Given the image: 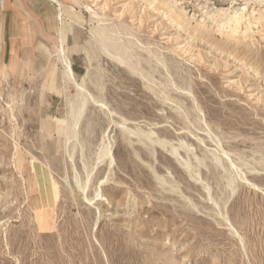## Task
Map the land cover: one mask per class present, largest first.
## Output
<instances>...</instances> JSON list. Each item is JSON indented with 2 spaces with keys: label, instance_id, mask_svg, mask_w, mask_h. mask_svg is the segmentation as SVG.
<instances>
[{
  "label": "rangeland",
  "instance_id": "1",
  "mask_svg": "<svg viewBox=\"0 0 264 264\" xmlns=\"http://www.w3.org/2000/svg\"><path fill=\"white\" fill-rule=\"evenodd\" d=\"M62 3L108 112L65 143L59 35L0 75V264H264V0Z\"/></svg>",
  "mask_w": 264,
  "mask_h": 264
},
{
  "label": "crops",
  "instance_id": "2",
  "mask_svg": "<svg viewBox=\"0 0 264 264\" xmlns=\"http://www.w3.org/2000/svg\"><path fill=\"white\" fill-rule=\"evenodd\" d=\"M62 1L0 0V75L16 73L19 68L17 59L44 58V47L58 35L60 44L56 61L61 64L63 74L62 59L65 56L60 49L64 53L66 30L62 17L63 9L71 7L65 6ZM75 66V63L71 64L76 74L78 70Z\"/></svg>",
  "mask_w": 264,
  "mask_h": 264
},
{
  "label": "bare ground",
  "instance_id": "3",
  "mask_svg": "<svg viewBox=\"0 0 264 264\" xmlns=\"http://www.w3.org/2000/svg\"><path fill=\"white\" fill-rule=\"evenodd\" d=\"M54 2H56V0H52ZM58 6L60 7V5L58 4ZM61 12V11H60ZM94 14V13H93ZM92 14V15H93ZM62 15V14H61ZM96 16V14L94 15ZM247 16V15H246ZM242 18V17H241ZM241 18H239L238 16H234L231 18V22L232 24L234 25H238L240 22H241ZM263 19V18H262ZM257 23V22H256ZM249 24V23H248ZM106 32V29L105 31L103 30H100L97 35L100 39H102L103 41V38L105 40V38H107V36L105 37V33ZM116 33V32H115ZM97 38V36H96ZM99 41V40H98ZM107 43V40L105 41ZM107 44H110V43H107ZM116 44V43H115ZM114 44V45H115ZM113 45V47H114ZM61 46V45H60ZM103 46V44H102ZM117 46V45H116ZM121 46V45H119ZM105 47V46H104ZM106 48V47H105ZM104 48V49H105ZM90 50V49H89ZM114 50L116 51H119V54H116L118 57H114V60L118 61L121 65L125 66V68L130 72V73H136L137 74V71L135 69V67L132 65V62L131 61H128L125 59V50H123L122 48L121 49H118V47H114ZM107 52V50H106ZM109 52V51H108ZM122 52V53H121ZM60 53L63 55V50L60 49ZM118 53V52H117ZM121 53V54H120ZM61 55V56H62ZM111 55V54H110ZM130 55V54H129ZM114 56V54H113ZM92 58V55L90 56ZM154 57V56H152ZM90 61V60H89ZM62 65H63V74H62V79H63V89H67L69 87H73L76 94H77V97L75 99H73V101H67L66 99V107H67V113H66V116L65 117H61L59 120H61V125L59 126V129H62L65 131V134H64V137H65V143H68V141H70V139H72L73 141V145L72 147H75L76 145H81L80 141H78L77 137H78V133L76 131L77 127H78V124L82 118V116H84V112H85V108L88 104V102L92 101V103L98 107L99 109L101 110H105L107 107H106V104L104 102H100L98 104V102L95 101V99L93 98V96H91L88 92H87V88L85 87V83H86V80L87 79H90V75H91V71L86 68V73L80 77H78V82L77 81V77H76V74L72 71L71 69V63L70 61L64 57L62 59ZM138 65V64H137ZM91 69V68H90ZM137 70H139L137 68ZM97 71V70H95ZM142 71V70H141ZM143 74V73H141ZM97 75V74H96ZM138 75V74H137ZM144 76V75H143ZM142 77V75H141ZM88 81V80H87ZM90 84V83H89ZM98 87V86H97ZM92 88V87H90ZM96 89V88H95ZM62 90V89H61ZM67 92V91H66ZM64 93V92H62ZM61 92H58L57 94L58 95H61L62 94ZM63 97V96H62ZM66 98V97H65ZM68 100H69V97H68ZM104 103V104H102ZM64 104V103H62ZM6 105V104H5ZM89 106V105H88ZM8 108L11 109V107L8 105ZM64 110V108H63ZM100 110V111H101ZM65 111V110H64ZM107 111V109L105 110ZM108 112V111H107ZM110 112V111H109ZM106 113V112H105ZM111 113V112H110ZM109 114V113H108ZM13 120V119H12ZM110 120V119H109ZM79 138V137H78ZM66 147V145H65ZM73 149V148H72ZM14 150V149H13ZM73 151V150H72ZM110 153V148L107 147V146H101L99 148V150L97 151V153L95 154L96 155V158H97V161L99 160H102L103 158H105L106 156H109ZM225 154V153H224ZM72 157V156H71ZM69 158V157H68ZM219 160V159H218ZM216 163V162H215ZM219 163V162H218ZM216 165V164H215ZM109 166V165H108ZM83 168L85 169L86 168V165L83 164ZM91 174V173H90ZM89 176V175H88ZM232 178V177H231ZM86 183V182H84ZM75 184L78 185V181L75 180ZM86 186V185H85ZM84 186V187H85ZM78 187V186H77ZM80 188V187H79ZM82 190L84 191V189L82 188ZM99 193L97 192L96 194V198L99 197ZM101 197V196H100ZM89 203V202H88ZM227 220V219H226ZM232 228V227H231Z\"/></svg>",
  "mask_w": 264,
  "mask_h": 264
}]
</instances>
